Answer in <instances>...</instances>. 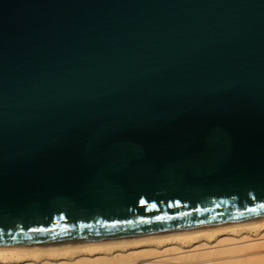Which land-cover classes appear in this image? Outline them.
I'll return each instance as SVG.
<instances>
[{
  "label": "water",
  "instance_id": "95a60500",
  "mask_svg": "<svg viewBox=\"0 0 264 264\" xmlns=\"http://www.w3.org/2000/svg\"><path fill=\"white\" fill-rule=\"evenodd\" d=\"M264 218V0H0V247Z\"/></svg>",
  "mask_w": 264,
  "mask_h": 264
},
{
  "label": "bare ground",
  "instance_id": "6f19581e",
  "mask_svg": "<svg viewBox=\"0 0 264 264\" xmlns=\"http://www.w3.org/2000/svg\"><path fill=\"white\" fill-rule=\"evenodd\" d=\"M0 264H264V218L128 238L0 247Z\"/></svg>",
  "mask_w": 264,
  "mask_h": 264
}]
</instances>
